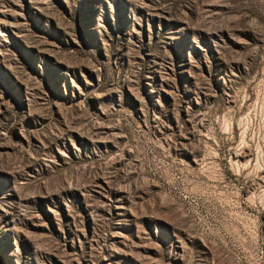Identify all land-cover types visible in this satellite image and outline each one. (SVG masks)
<instances>
[{
	"label": "rangeland",
	"instance_id": "374dc122",
	"mask_svg": "<svg viewBox=\"0 0 264 264\" xmlns=\"http://www.w3.org/2000/svg\"><path fill=\"white\" fill-rule=\"evenodd\" d=\"M0 264H264V0H0Z\"/></svg>",
	"mask_w": 264,
	"mask_h": 264
}]
</instances>
